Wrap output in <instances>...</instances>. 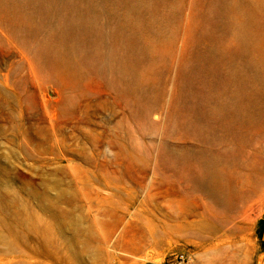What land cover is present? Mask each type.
Listing matches in <instances>:
<instances>
[{
  "label": "rangeland",
  "instance_id": "rangeland-1",
  "mask_svg": "<svg viewBox=\"0 0 264 264\" xmlns=\"http://www.w3.org/2000/svg\"><path fill=\"white\" fill-rule=\"evenodd\" d=\"M34 2L24 25L0 13V264H264V126L228 112L226 57L186 91L177 40L150 83L124 63L148 65L142 41L81 13L93 0ZM215 2L178 0L180 20L198 13V37L220 43L194 39L185 55L233 43ZM66 54L90 66L89 91L63 88ZM221 160L229 204L200 181Z\"/></svg>",
  "mask_w": 264,
  "mask_h": 264
},
{
  "label": "bare ground",
  "instance_id": "bare-ground-1",
  "mask_svg": "<svg viewBox=\"0 0 264 264\" xmlns=\"http://www.w3.org/2000/svg\"><path fill=\"white\" fill-rule=\"evenodd\" d=\"M19 1L22 4L18 3V0H0L1 18L12 22L13 25H24L30 21L31 14L27 15L26 9L29 5L33 7L34 0ZM98 1L102 3L101 9L97 8ZM145 3V0H93L91 7L82 8L80 5L79 10L87 15L89 9V13L99 22L103 17L105 21L112 20L115 23V31L128 30L142 41L143 51L148 56V65L136 63L128 57L124 63L129 64L128 68L141 71L142 75L145 70L146 79L150 83L154 82L153 77L149 76L150 72L158 68L166 69L173 62L172 53L177 40L182 55H179L176 73L186 91L192 86L195 73H199L201 80L209 79L210 68L206 59L226 57V74L236 93L228 97L218 92L220 103H226L225 99L228 97L227 101L232 106V110L228 111L230 114H237L241 119L257 123L258 127L264 126V120L260 118L264 114V0H216V21H221L225 32L229 37H233L231 45H223L220 49L221 55H185L186 49L194 39L203 40L206 49L210 51H218L220 48L219 42L198 37L199 34H196L202 25V17L199 18L198 13L189 11V18L183 22L180 20L178 0H172V3L168 1L170 4L160 9ZM127 8L134 12L137 24L129 23L128 17L131 13L128 15ZM141 9H148V13L142 14ZM79 10L77 8L76 11L81 14ZM81 17H84L83 14ZM80 28H76V31L83 34ZM55 63L59 70L70 78L69 83L57 78L64 82L63 88L73 84L89 91L95 82L90 66L82 59L73 58L68 54L58 55ZM141 73L138 72L140 78ZM200 181L205 183L206 189L214 196L228 204L232 203L234 196L229 186L227 160L219 161L216 168L209 169L201 176Z\"/></svg>",
  "mask_w": 264,
  "mask_h": 264
},
{
  "label": "built area",
  "instance_id": "built-area-1",
  "mask_svg": "<svg viewBox=\"0 0 264 264\" xmlns=\"http://www.w3.org/2000/svg\"><path fill=\"white\" fill-rule=\"evenodd\" d=\"M181 259H182V257H179V259L177 260V261H178V263H179V262H181ZM182 260H183V259H182Z\"/></svg>",
  "mask_w": 264,
  "mask_h": 264
}]
</instances>
